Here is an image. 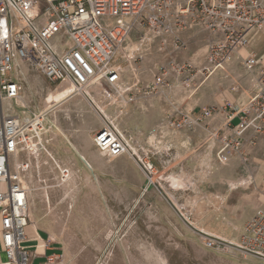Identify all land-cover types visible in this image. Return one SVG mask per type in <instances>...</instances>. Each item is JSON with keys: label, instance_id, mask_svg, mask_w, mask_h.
<instances>
[{"label": "built area", "instance_id": "obj_1", "mask_svg": "<svg viewBox=\"0 0 264 264\" xmlns=\"http://www.w3.org/2000/svg\"><path fill=\"white\" fill-rule=\"evenodd\" d=\"M262 28L264 0H0V243L6 255L0 264H32L38 258L24 246L25 228L32 223L30 192L24 182L28 165L17 162L12 169L11 160L45 132L49 112L43 109L28 119L13 110V103L22 111L28 107L22 100L24 67L56 88L69 87L70 95L89 97V88L96 86L127 105L135 96L122 83L120 63L141 61L155 47L164 59L148 72L164 94L167 111L144 142L137 132H121L105 117L93 144L102 155L127 156L140 163L146 189L164 191L163 185H171L177 191L183 179L172 181V152L176 147L186 149L182 141L191 135L200 133L202 138L198 145L188 140L183 158L175 155L178 173L184 171L180 166L184 159L207 174L216 162L225 165L231 156L247 164L264 137V63L253 52L239 54L248 44L247 33ZM187 32L206 35L201 61L195 54L180 56L192 42L191 36H183ZM135 33L139 37L132 45ZM235 60L251 85L249 90L231 73ZM217 73L232 81L230 92L246 97L222 98L220 103L190 109L174 99L176 88H190L184 92L192 95L202 79ZM156 86L147 84L150 90ZM179 134L184 139L174 144ZM158 159L161 169L156 167ZM61 173L63 179L69 178L67 168ZM199 232L206 248L220 251L229 246L264 264V209L243 223L235 242ZM51 244L48 240L41 244L53 251L44 253L38 264H63V252L49 248Z\"/></svg>", "mask_w": 264, "mask_h": 264}, {"label": "rangeland", "instance_id": "obj_2", "mask_svg": "<svg viewBox=\"0 0 264 264\" xmlns=\"http://www.w3.org/2000/svg\"><path fill=\"white\" fill-rule=\"evenodd\" d=\"M259 31L264 32V28ZM199 34L197 42L193 43L196 36L192 37L194 40L188 50L181 53L182 58H192L197 53L198 61L202 60L206 35ZM132 36L130 42L135 45L139 33ZM57 41L56 36L52 43ZM163 59L153 47L141 61H121L122 83L135 96L127 105L113 93L104 89L103 93L96 86L89 88V97L72 94L55 106L48 105L47 93L56 90L55 85L24 67L20 76L22 100L28 107L22 111L13 103V110L28 119L47 106L50 112L46 116L45 132L33 139L31 148L11 160V168L17 162L28 165L24 182L30 192L33 221L30 226L44 240L53 241L52 247L63 252V264H260L258 259L232 247L217 251L202 244L199 230L215 235L218 227L227 228L230 232L227 239L234 242L240 231L237 225L226 222L224 207L217 208L219 205L214 203L219 196L212 191L219 184L218 175L222 174L224 164L215 163L213 157L215 167L207 174L204 168L190 161L185 164L186 169L178 173L175 155L182 151L176 147L172 152L171 176L183 179V185L178 186L181 190L163 185L164 191H158L146 189V174L140 163L127 156L102 155L93 144L94 133L105 117L120 130L130 127L128 130L137 132L140 140L145 141L168 109L159 84L153 83L148 72L152 62ZM230 70L243 87L251 88L247 78L241 75L239 65ZM218 80L226 82L221 84ZM231 82L221 79V74L217 73L193 87L196 91L202 87L197 95H193L195 91L186 96L184 91L190 88H176L174 99L186 109L207 105L217 94L225 92ZM150 83L157 85L154 90L147 88ZM212 83L222 86V91L210 90ZM231 96H227L229 100H242L246 94L239 96L231 92ZM6 106L4 103L3 108ZM260 140L264 141V137ZM236 159L231 156L227 163ZM200 163H204V158ZM160 165L158 159L156 167L161 169ZM65 168L70 173L67 179H63L61 173ZM241 191L235 194L237 202ZM215 212L220 214L219 218ZM223 236L220 237L225 238Z\"/></svg>", "mask_w": 264, "mask_h": 264}, {"label": "crops", "instance_id": "obj_3", "mask_svg": "<svg viewBox=\"0 0 264 264\" xmlns=\"http://www.w3.org/2000/svg\"><path fill=\"white\" fill-rule=\"evenodd\" d=\"M199 35L200 34L196 32H187L183 36H188V37L191 36L193 38L196 36V40L194 39H193L194 41L192 40L194 43L198 41L197 37ZM263 39H264V32H261L258 29L250 30L247 33L248 44L244 49L239 50V54L244 56L247 52H253L255 54L256 59L264 63V59H262L264 58V44L262 47L258 48L260 44L259 42H261ZM196 54L197 53H195V55ZM155 62L157 61L152 62L151 67L153 66ZM237 62L238 61L235 60L231 64L230 68L234 67L236 64L239 65ZM224 80H227V79H224ZM219 82L221 84L222 83L224 84L226 81L221 80ZM221 87L214 85V83H212V86L209 85L210 90L216 89L215 93L222 91ZM201 88H199L198 91H196L195 94L193 95H197ZM228 88L229 86L227 87L225 92L221 94L220 93L217 94V96L214 97L215 100L209 104L220 103L222 98L228 99L227 96H231V92L228 90ZM201 106H205V105H200L198 107L196 106L194 108H199ZM129 128L130 127H128L127 129H123V130H120L119 128L118 129L119 131L122 132V131H128ZM183 137L184 136L182 134L177 135V138L174 140V144L180 143L184 139ZM201 138L202 137L200 133L194 134L190 136V139L183 140L182 142H183V145L187 149L186 143L188 142V140H191L192 144L198 145ZM257 145H256L257 148L255 147V149L252 150L249 162L247 164H243V163L241 164V162H238L239 159L236 157L237 158L236 160H233L231 163L229 162L231 168H229V163H226L224 167L221 168L223 172L222 174L218 175L220 178V180H218L219 184L215 185L214 190L212 191L213 194L219 196V197H215V201H214V203L217 206L219 205L217 208L224 207V213L226 215L225 216L226 222L230 223V225L232 226H235V227L238 226V228L239 227L241 228L243 223L247 219H249L250 216L254 214L256 211L264 209V141L263 140L258 141ZM186 149H181L182 153H180V156H181L180 158H183L187 154L188 151ZM190 161H191L190 159L189 160L184 159L182 161L180 166L183 168V170L186 169L185 164L189 163ZM239 189L242 190L240 193L241 198H240V201L237 202L235 198V194H238ZM214 215L218 218L220 217L219 213L215 212ZM30 225L25 228V235H26L27 240L25 241L24 246L29 247L31 251H34L35 253H37L38 258H35L32 261V264H38V262L42 259L44 253H48L53 250H49V249H45L44 247H41V244L45 240L41 238L39 233L36 230H34V228L31 227ZM215 233H218V234H215L218 236L224 235L223 237H225L226 239L230 235V232L227 231V228L222 229L220 227L216 229ZM51 243H53V241H51ZM49 248H55V247L51 246ZM5 260H6V255L0 243V263Z\"/></svg>", "mask_w": 264, "mask_h": 264}, {"label": "bare ground", "instance_id": "obj_4", "mask_svg": "<svg viewBox=\"0 0 264 264\" xmlns=\"http://www.w3.org/2000/svg\"><path fill=\"white\" fill-rule=\"evenodd\" d=\"M259 47H262L264 44V39L259 42ZM50 91V90H49ZM71 89L69 87H64V86H59L56 88V90H53L51 92L47 93V98L45 100L46 104L48 105H52L55 106L57 103H59L60 101L64 100L66 97H69L71 94ZM108 95V93H107ZM49 106L45 107L44 109L48 110V112H50V108H48ZM173 182L176 181H181V179H178L176 177H172ZM175 180V181H174ZM207 203V202H206ZM185 209V208H184ZM192 217V216H191ZM196 219V218H195ZM191 221V220H190ZM193 222V221H192ZM191 222V224H192ZM33 223V221H32ZM199 231H203V230H199ZM205 232V231H203ZM226 239V238H225ZM229 240V239H228Z\"/></svg>", "mask_w": 264, "mask_h": 264}]
</instances>
